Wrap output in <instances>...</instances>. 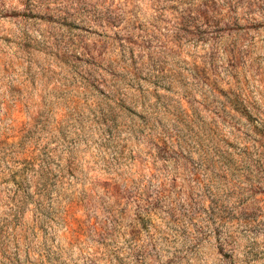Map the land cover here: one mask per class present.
<instances>
[{
	"label": "rangeland",
	"instance_id": "1",
	"mask_svg": "<svg viewBox=\"0 0 264 264\" xmlns=\"http://www.w3.org/2000/svg\"><path fill=\"white\" fill-rule=\"evenodd\" d=\"M0 264H264V0H0Z\"/></svg>",
	"mask_w": 264,
	"mask_h": 264
}]
</instances>
